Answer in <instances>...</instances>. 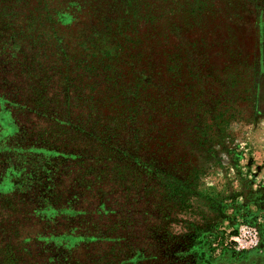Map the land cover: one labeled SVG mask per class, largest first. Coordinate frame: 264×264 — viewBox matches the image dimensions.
Returning a JSON list of instances; mask_svg holds the SVG:
<instances>
[{
    "label": "trees",
    "instance_id": "trees-1",
    "mask_svg": "<svg viewBox=\"0 0 264 264\" xmlns=\"http://www.w3.org/2000/svg\"><path fill=\"white\" fill-rule=\"evenodd\" d=\"M219 2L0 0V264L149 260L135 244L145 183L154 181L153 195L160 182L174 194L180 187L138 149L144 132L145 148L168 146L203 97L196 64L210 77L220 55L209 53L208 19L246 16L226 15ZM253 2L254 29L262 30L264 0ZM113 113L115 124L105 125ZM123 131L133 132L126 149ZM192 250L195 264H214Z\"/></svg>",
    "mask_w": 264,
    "mask_h": 264
},
{
    "label": "rangeland",
    "instance_id": "rangeland-1",
    "mask_svg": "<svg viewBox=\"0 0 264 264\" xmlns=\"http://www.w3.org/2000/svg\"><path fill=\"white\" fill-rule=\"evenodd\" d=\"M218 5L228 16L243 9L246 16L239 22L208 19V30H215L206 39L209 53L220 55L211 58L210 77L196 64V79L207 82L203 97L194 99L174 138H166L168 146L145 148L150 136L144 132L138 149L157 159L163 179L171 174L180 187L174 194L160 182L159 194L153 195L154 181L146 179L147 195L138 205L142 220L137 229L143 235L134 239L146 249L145 264H195L194 247L204 250L203 257H213L214 264H264V29H254L253 0H221ZM165 76L169 81L170 75ZM174 81L181 91L186 78L180 74V81ZM113 115L105 117V125L115 124ZM205 121L210 127L203 126ZM186 125L199 128L196 138L186 133ZM121 135L126 149L133 132ZM148 232L156 233L157 241Z\"/></svg>",
    "mask_w": 264,
    "mask_h": 264
}]
</instances>
